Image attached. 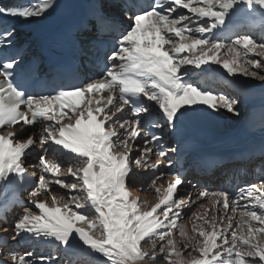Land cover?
<instances>
[{
	"label": "snow or ice",
	"instance_id": "snow-or-ice-1",
	"mask_svg": "<svg viewBox=\"0 0 264 264\" xmlns=\"http://www.w3.org/2000/svg\"><path fill=\"white\" fill-rule=\"evenodd\" d=\"M55 5L0 3V197L13 194L0 204V264H52L10 246L24 235L54 242L61 264H264V147L256 182L183 194L178 145L166 147L189 114L240 115L237 97L192 81L188 66L264 87V0H93L82 27L102 70L40 84L34 63L4 51L15 32L5 18Z\"/></svg>",
	"mask_w": 264,
	"mask_h": 264
},
{
	"label": "bare ground",
	"instance_id": "bare-ground-1",
	"mask_svg": "<svg viewBox=\"0 0 264 264\" xmlns=\"http://www.w3.org/2000/svg\"><path fill=\"white\" fill-rule=\"evenodd\" d=\"M186 11V10H185ZM189 67V77L198 80L199 82L204 81L202 77H208L207 85H217L216 87L223 88L224 91L230 95L235 96L239 99L240 111L242 112L241 117L234 116L230 113L226 114L227 110L221 109L219 112H200L197 114H189L179 131V134L174 137L172 143H167L166 147H174L178 145V150L175 153L169 154V159L174 161V171H179L181 175L188 172L186 169L187 165L190 164L194 158L200 156L203 151L216 152L227 150L229 147L232 152L246 147L249 151L259 147H264V101H255L256 96V84L253 80L239 77L233 80L227 76V73L217 65H212V68L206 73H201L194 66ZM206 67V66H201ZM223 80L231 81L230 85L221 83ZM215 81V83H214ZM243 108V109H242ZM229 115L231 121L235 122V126L227 125V119L222 117L223 115ZM230 123V122H229ZM162 140L161 143H165L168 140ZM206 148V149H203ZM29 163H35L31 158H28ZM260 173L259 167L247 166L245 170L246 176L240 178L239 183L237 179H234L233 175H230L226 180H233L232 186H239L246 182H256L257 177ZM199 178H203L200 175ZM209 179V178H207ZM220 179H215L213 182L217 186L211 190L218 189V183ZM191 185L202 186L193 177L188 179V183H184L181 188V194L185 191H194ZM209 183H207L208 187ZM234 190L235 188H228ZM30 191V189H28ZM133 193L139 195L142 200H148L154 202L155 196L151 192H138L135 188L132 189ZM11 192L7 193L6 196L0 197V204L4 203L8 197L12 196ZM18 198L21 201H26L27 191H19L17 193ZM154 196V197H153ZM207 203V201H205ZM16 207L12 208L8 215L7 221L9 226L12 224L14 218L12 213ZM195 211V210H193ZM186 213L185 219H187ZM10 246L17 250L28 249L45 255L52 254L55 258L52 264H60L65 256L62 252H58L57 246L54 242L46 240H35L27 235L19 238L15 243H10ZM45 247V248H43ZM76 256L73 254L72 259ZM98 259H103L98 257Z\"/></svg>",
	"mask_w": 264,
	"mask_h": 264
},
{
	"label": "rangeland",
	"instance_id": "rangeland-1",
	"mask_svg": "<svg viewBox=\"0 0 264 264\" xmlns=\"http://www.w3.org/2000/svg\"><path fill=\"white\" fill-rule=\"evenodd\" d=\"M191 79V78H190ZM192 81H193V79H191ZM254 81V80H253ZM254 83L256 84V96H255V101H264V87H262L261 85H260V83L258 82V81H254ZM221 88V87H220ZM243 109V108H242ZM226 114H228L227 113V111H226ZM223 116L222 117H225L226 119H227V125H229V126H235V122L234 121H231L230 119H231V117L229 116V115H225V114H222ZM242 116V112L240 111V115L238 116V117H241ZM230 122V123H229ZM185 183L187 184L188 182L187 181H185ZM152 195H154V194H152ZM154 197V196H153ZM20 208L19 207H17V209H16V212L14 213V219L17 217V215H18V213L20 212ZM193 210H196V209H193Z\"/></svg>",
	"mask_w": 264,
	"mask_h": 264
}]
</instances>
